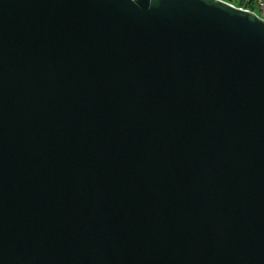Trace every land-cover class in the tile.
<instances>
[{"label": "water", "instance_id": "water-1", "mask_svg": "<svg viewBox=\"0 0 264 264\" xmlns=\"http://www.w3.org/2000/svg\"><path fill=\"white\" fill-rule=\"evenodd\" d=\"M0 264H264V20L0 0Z\"/></svg>", "mask_w": 264, "mask_h": 264}, {"label": "built area", "instance_id": "built-area-1", "mask_svg": "<svg viewBox=\"0 0 264 264\" xmlns=\"http://www.w3.org/2000/svg\"><path fill=\"white\" fill-rule=\"evenodd\" d=\"M221 1L235 8L252 12L256 15H257L255 11L256 7H258L259 9L264 8V0H221ZM234 1L237 3H235Z\"/></svg>", "mask_w": 264, "mask_h": 264}, {"label": "crops", "instance_id": "crops-1", "mask_svg": "<svg viewBox=\"0 0 264 264\" xmlns=\"http://www.w3.org/2000/svg\"><path fill=\"white\" fill-rule=\"evenodd\" d=\"M261 15L257 14V16L264 20V8L260 9Z\"/></svg>", "mask_w": 264, "mask_h": 264}, {"label": "rangeland", "instance_id": "rangeland-1", "mask_svg": "<svg viewBox=\"0 0 264 264\" xmlns=\"http://www.w3.org/2000/svg\"><path fill=\"white\" fill-rule=\"evenodd\" d=\"M235 3H237V2H235ZM255 11H256L257 14L261 15V11H260V9L258 7L255 8Z\"/></svg>", "mask_w": 264, "mask_h": 264}]
</instances>
